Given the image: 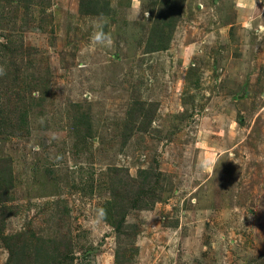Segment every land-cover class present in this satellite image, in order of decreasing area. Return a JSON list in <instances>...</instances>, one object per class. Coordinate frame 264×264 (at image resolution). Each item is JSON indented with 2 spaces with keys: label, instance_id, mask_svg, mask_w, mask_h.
Here are the masks:
<instances>
[{
  "label": "rangeland",
  "instance_id": "rangeland-1",
  "mask_svg": "<svg viewBox=\"0 0 264 264\" xmlns=\"http://www.w3.org/2000/svg\"><path fill=\"white\" fill-rule=\"evenodd\" d=\"M0 69V264H264V0H0Z\"/></svg>",
  "mask_w": 264,
  "mask_h": 264
},
{
  "label": "clouds",
  "instance_id": "clouds-1",
  "mask_svg": "<svg viewBox=\"0 0 264 264\" xmlns=\"http://www.w3.org/2000/svg\"><path fill=\"white\" fill-rule=\"evenodd\" d=\"M138 9H137V14H138ZM93 40L94 42H103V41H107L108 44H111V38L110 36H106L104 33L102 32H97L94 34L93 36ZM0 74H2V69H0Z\"/></svg>",
  "mask_w": 264,
  "mask_h": 264
},
{
  "label": "trees",
  "instance_id": "trees-1",
  "mask_svg": "<svg viewBox=\"0 0 264 264\" xmlns=\"http://www.w3.org/2000/svg\"><path fill=\"white\" fill-rule=\"evenodd\" d=\"M82 5H83V3H81V6H82ZM82 7H83V6H82ZM86 12H87V13H91L92 11H90V10L87 9Z\"/></svg>",
  "mask_w": 264,
  "mask_h": 264
}]
</instances>
